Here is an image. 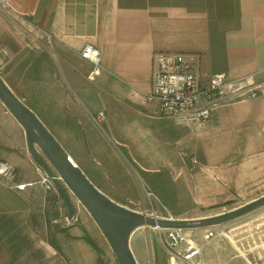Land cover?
Returning a JSON list of instances; mask_svg holds the SVG:
<instances>
[{"label": "crops", "instance_id": "obj_1", "mask_svg": "<svg viewBox=\"0 0 264 264\" xmlns=\"http://www.w3.org/2000/svg\"><path fill=\"white\" fill-rule=\"evenodd\" d=\"M87 45L101 55L95 78L93 64L81 56ZM158 53L198 55L203 85L219 73L252 77L259 96L230 101L208 122L178 126L148 99ZM0 75L23 104L39 110L77 167L83 171L70 149L101 164L112 181L98 189L124 196L111 200L128 209L125 203L140 201L129 167L148 188L172 189L173 201L183 194L210 210L239 202L232 211L264 197V0H10L0 4ZM100 113L115 147L95 122ZM16 151L0 141V154L21 170ZM39 181L0 176V264H73L60 239L83 235L54 228L57 242L50 241L56 197ZM245 227L255 247L245 253L235 247L240 263L264 264V211Z\"/></svg>", "mask_w": 264, "mask_h": 264}, {"label": "rangeland", "instance_id": "obj_2", "mask_svg": "<svg viewBox=\"0 0 264 264\" xmlns=\"http://www.w3.org/2000/svg\"><path fill=\"white\" fill-rule=\"evenodd\" d=\"M28 108L30 109V107ZM35 109L36 111L33 112L36 116H39V119L42 121L39 110L37 108ZM100 127L102 128L101 131L103 135L106 136L105 139H107L111 146L115 147V142L113 141V139L111 137H108V135L106 134L105 126L101 125ZM49 132L54 137L52 130H50ZM54 138L56 139V137ZM4 140H7L9 145L17 148L18 151H16V155L20 159L18 167H20L21 170L19 168H16V163H10L3 157L4 153H1L0 157H2L0 158V176L10 178L13 181L17 180L19 182L39 181L41 178L37 177L36 172V168L38 165H36L35 161L30 155L28 145L26 146V133L23 127L15 119V117L5 108H3V103L0 101V141L2 142ZM56 140L62 146L58 139ZM61 140L64 141V139ZM65 140H67L68 145L72 144L71 139ZM70 151H72L74 155L79 158L80 162H82L81 166L83 169V173L97 188H102V186L106 184H109L111 186V182L109 183V181H112V179L107 181L105 176H107L108 178L109 176L106 170L101 167V164L96 163L88 154H84L82 149L76 148L75 150L70 149ZM119 154L126 164L127 160L121 154V151L119 152ZM26 159L30 161V163H32V166L29 165ZM38 168L43 173L44 177H50V175L44 169H41L40 167ZM196 168L197 167L193 166V171H195ZM52 170L54 171L56 178H59L60 176L57 174L53 167ZM127 172L130 175L131 179L135 180L136 187L138 191H140V201L125 204L131 206L133 208L131 210L146 214L148 216L156 215L159 219L164 218L173 220L200 219L207 218L206 216L219 212H221V214L230 212L231 208H234L239 204L238 202L237 205H234L232 207L228 204V210L224 211L222 209L210 210L209 208H204L193 204V202L191 201H186V196L183 194L180 195V198L183 199L182 201H173V197L170 194L172 189H169L170 192L157 190L155 191L152 186H150L149 188L147 187V180L143 176L139 175L137 170L129 167L127 169ZM98 178L101 179L100 183ZM55 187L58 191L56 183ZM33 191L37 193L36 190ZM68 191L75 206V217H77L78 221L75 222L74 225L70 228L56 224L55 221L59 220L62 217L64 210L58 209L56 202L51 203L49 209L50 215L48 217L50 241L57 242V234L60 231H68L70 229L77 228L75 232L81 233L83 235L82 238H78L75 236L74 240L72 237H62L60 239V242L64 248V251H62V253L65 258L71 260L73 264H119L110 244L108 243L98 224L85 209V207L80 203L77 197L70 190ZM149 191L153 193L149 194ZM57 194H59V192L56 193L53 191L49 196L52 195V197H56L55 201H57V199L59 198L58 196L60 195ZM105 196H107L109 199L115 198L117 200L125 198L124 196H117L115 194H108ZM261 211H264V207L245 217L229 222L227 224L207 229L188 230L187 233L190 234L191 237H193L199 245H205L203 252V261L205 263L241 264L240 262L242 258L239 257V254L235 247L237 246L238 248H242L244 253L249 251L250 246L248 245L255 247L252 239H250L249 236V227H242H244V225H248L254 215H257ZM176 214H184V216L176 218L174 216ZM54 228H56L55 230H58V233L54 232ZM222 230L225 231L227 233V236L229 237L218 236L216 238L210 239L209 241L206 240L205 237L209 232L213 231L216 233ZM160 237L161 236H159V234H156V232H154L151 228L139 229L133 234L131 239V249L137 259L138 264H169L170 256L164 249L162 245L163 241L160 240ZM253 240L255 241L254 237Z\"/></svg>", "mask_w": 264, "mask_h": 264}, {"label": "built area", "instance_id": "obj_3", "mask_svg": "<svg viewBox=\"0 0 264 264\" xmlns=\"http://www.w3.org/2000/svg\"><path fill=\"white\" fill-rule=\"evenodd\" d=\"M10 0H0V4L8 7ZM83 59L93 66L92 76L95 78L102 71L101 55L98 49L87 45L81 53ZM200 57L196 54L158 53L154 57L153 91L149 101H158L161 105L162 118L173 121L178 126L205 123L211 120L216 111L230 101L250 100L259 96L252 77L231 80L225 73L215 74L208 84L200 81ZM105 121V113H100L95 122L101 126ZM193 165L197 162L193 160ZM61 180V177L57 178ZM46 194L57 191L53 178L44 177L39 183ZM35 184H29L33 186ZM27 187L19 186V189ZM60 194V193H59ZM57 194V195H59ZM56 201L58 209L64 210L56 224L70 228L78 221L77 217L69 218L68 209L61 195ZM154 217H157L156 215ZM158 218V217H157ZM159 234L162 245L170 256L169 264H207L203 261L205 245H199L187 230L151 228ZM166 234V237H165ZM229 237L225 231L209 232L205 237L210 239ZM181 250V251H179ZM248 264H253L247 258Z\"/></svg>", "mask_w": 264, "mask_h": 264}, {"label": "water", "instance_id": "obj_4", "mask_svg": "<svg viewBox=\"0 0 264 264\" xmlns=\"http://www.w3.org/2000/svg\"><path fill=\"white\" fill-rule=\"evenodd\" d=\"M0 100L25 130L28 150L35 163L54 179L68 209L69 218L75 217L76 210L68 190L77 197L98 224L119 264H138L131 249V239L139 229L188 231L213 228L245 217L264 207V197H262L221 215L191 220L159 219L128 209L105 196L87 178L39 117L11 91L1 75ZM51 165L61 180L56 178Z\"/></svg>", "mask_w": 264, "mask_h": 264}, {"label": "bare ground", "instance_id": "obj_5", "mask_svg": "<svg viewBox=\"0 0 264 264\" xmlns=\"http://www.w3.org/2000/svg\"><path fill=\"white\" fill-rule=\"evenodd\" d=\"M72 161H73V159H72ZM74 162V161H73Z\"/></svg>", "mask_w": 264, "mask_h": 264}, {"label": "trees", "instance_id": "obj_6", "mask_svg": "<svg viewBox=\"0 0 264 264\" xmlns=\"http://www.w3.org/2000/svg\"><path fill=\"white\" fill-rule=\"evenodd\" d=\"M98 249V248H97Z\"/></svg>", "mask_w": 264, "mask_h": 264}]
</instances>
